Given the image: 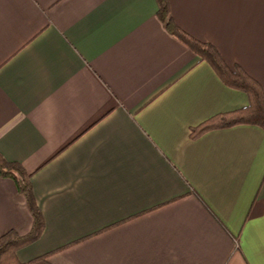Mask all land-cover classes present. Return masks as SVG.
<instances>
[{"label":"crops","instance_id":"0c3cea01","mask_svg":"<svg viewBox=\"0 0 264 264\" xmlns=\"http://www.w3.org/2000/svg\"><path fill=\"white\" fill-rule=\"evenodd\" d=\"M176 26L264 89V0H170ZM157 0H0V152L45 219L23 264H264V130ZM33 215L0 176V236Z\"/></svg>","mask_w":264,"mask_h":264},{"label":"trees","instance_id":"16d2710c","mask_svg":"<svg viewBox=\"0 0 264 264\" xmlns=\"http://www.w3.org/2000/svg\"><path fill=\"white\" fill-rule=\"evenodd\" d=\"M157 1L159 16L165 20L174 34L200 60L208 62L226 86L243 91L249 97V105L215 114L192 127L190 138L195 140L212 130L226 129L238 125H257L264 130V89L261 83L244 69L240 67L231 68L213 45L196 39L176 26L170 14V0ZM32 175V173L25 170L21 163L6 159L0 152V176L15 181L19 192L25 196L33 215V225L27 234L20 235L12 229L0 236V264H23L18 257L19 250L37 241L45 230L46 223L34 194L31 182Z\"/></svg>","mask_w":264,"mask_h":264}]
</instances>
